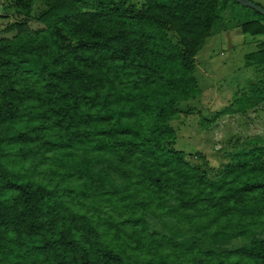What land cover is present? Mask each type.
I'll return each mask as SVG.
<instances>
[{
	"label": "trees",
	"instance_id": "obj_1",
	"mask_svg": "<svg viewBox=\"0 0 264 264\" xmlns=\"http://www.w3.org/2000/svg\"><path fill=\"white\" fill-rule=\"evenodd\" d=\"M230 1L7 7L0 264H264L263 141L217 167L179 150L172 125ZM242 30L264 36V23ZM247 59L264 71V42ZM239 100L264 103V83Z\"/></svg>",
	"mask_w": 264,
	"mask_h": 264
},
{
	"label": "rangeland",
	"instance_id": "obj_2",
	"mask_svg": "<svg viewBox=\"0 0 264 264\" xmlns=\"http://www.w3.org/2000/svg\"><path fill=\"white\" fill-rule=\"evenodd\" d=\"M16 1L0 0V30L14 22L15 8L7 7ZM129 1L137 6L143 3ZM248 1L264 8V0ZM225 10L217 31L197 57L199 95L183 103L178 118L172 122L178 135V149L188 154L202 153L217 167L227 165L231 161L229 155L247 143H264V103L239 112L240 104L236 102L250 94L253 84L262 81L263 86L264 71L249 67L247 56L259 49L264 36L244 33L242 24L257 19L264 23V19L233 1ZM2 37L10 35L0 33ZM243 106L246 108L247 103ZM229 107L235 110L223 113Z\"/></svg>",
	"mask_w": 264,
	"mask_h": 264
},
{
	"label": "water",
	"instance_id": "obj_3",
	"mask_svg": "<svg viewBox=\"0 0 264 264\" xmlns=\"http://www.w3.org/2000/svg\"><path fill=\"white\" fill-rule=\"evenodd\" d=\"M238 4L242 5L245 8H249L252 10L257 11L258 13H260L261 15H264V8L255 5L254 3H251L248 0H235Z\"/></svg>",
	"mask_w": 264,
	"mask_h": 264
}]
</instances>
